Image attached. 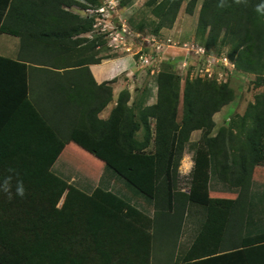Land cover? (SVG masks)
Here are the masks:
<instances>
[{
  "label": "trees",
  "instance_id": "trees-1",
  "mask_svg": "<svg viewBox=\"0 0 264 264\" xmlns=\"http://www.w3.org/2000/svg\"><path fill=\"white\" fill-rule=\"evenodd\" d=\"M132 1L124 0L122 4L126 6ZM183 1L146 2L159 18L157 30L174 24ZM197 2L188 1V13L193 14ZM220 2L203 0L199 31H208L210 44L219 40L229 44L230 57L238 69L263 75L264 12H257L256 8L264 0L239 3L223 0V7L218 6ZM101 6V0H6L0 10V32L20 37V56L26 62L17 64L23 68L24 98L28 94L30 63L45 66L52 72L64 69L72 104L77 96L80 99L81 113L75 134L105 158L106 169H113L130 187L147 195L171 228L176 224L181 227L194 205L206 210L203 225L184 257L187 264L216 259L222 251H251L264 246V189L255 188L253 181L254 167L264 154V92L245 113L251 127L247 142L240 144L233 143L232 134L227 137L226 128L212 135L216 125L213 116L234 99L233 90L226 83L201 78L188 80L184 89V115L178 121L180 76L167 71L158 74L156 102L144 105L139 117L134 104H130L129 89H123L109 118H100L99 113L113 99L112 84L118 80L114 77L98 84L90 69V64L101 62L97 53L105 43L98 33L88 36L95 31L97 22L96 15L90 11ZM36 114L46 126V121ZM142 128L144 137L140 138L138 132ZM197 129L202 135L199 140L191 141V134ZM68 141L0 140V169L29 174L21 177L23 181L52 183L57 177L51 168ZM187 145L194 150L188 191L178 185V167ZM213 172L237 196L211 195ZM66 186V182L60 181V188L55 190H26L23 199L41 201L37 206L7 207L12 203H5V207H0V264L66 263L68 255H63L61 241L57 237L54 242L47 239L46 222L50 217L56 221L72 218L80 208L73 203L75 194L85 200L95 198L94 194L71 186L63 207L57 208ZM98 192L109 196L112 206L121 205L126 212L118 216L128 222L146 216L139 207L112 191L99 189ZM0 198L8 199L4 193ZM94 213L89 220L100 225L104 218L117 215L116 211ZM150 240L153 241L152 235Z\"/></svg>",
  "mask_w": 264,
  "mask_h": 264
},
{
  "label": "crops",
  "instance_id": "crops-1",
  "mask_svg": "<svg viewBox=\"0 0 264 264\" xmlns=\"http://www.w3.org/2000/svg\"><path fill=\"white\" fill-rule=\"evenodd\" d=\"M5 2L6 0H0V10ZM20 46V37L0 32V140L69 141L51 168L57 177L52 180L54 182L45 184L36 180L23 181L21 177L29 174L7 169H0V181L11 175L14 178L11 182L13 193L17 180L23 182L25 190L32 192L36 188L58 189L60 181H64L67 186L58 200L57 208L63 207L71 186L83 193L95 195L94 199L85 200L80 194H75L73 203L80 208L72 218L56 221L50 217L46 222L47 239L54 242L57 237L61 241L63 255H68L64 264H187L188 260H184V257L203 225L206 210L194 205L181 227L176 224L171 228L168 221L159 216L160 210L157 211L147 195L130 187L116 176L118 174L115 171L106 170L103 156L95 153L98 161H93L96 163L82 159L85 166L73 168L67 151L73 140H82L75 134V125L81 113L78 105L80 99L77 96L75 104H72L64 69H54L56 72H52L45 69V66L34 63L27 67L28 94L25 99L21 82L23 68L17 64L26 62L20 56ZM90 69L98 84L112 79L105 72L99 74V66L95 64L90 65ZM123 83L113 84V99L99 113L100 118H109L120 92L125 88ZM33 109L46 121V126ZM187 160L191 171L194 161L191 158ZM99 189L112 191L125 198L139 207L146 216L142 215L132 223L119 217L126 210L121 205L112 206L111 198L98 192ZM54 193H51L53 197ZM1 195L3 192H0ZM5 203H12L7 207H32L41 201H29L13 195L11 200L0 198V207H5ZM101 205H104L103 209H99ZM97 211H116L117 215L111 219L104 218V223L100 225L99 222L89 220L93 218V212L96 215ZM149 235L153 236V241H149ZM222 252L224 253H220L216 259L205 260V263L202 259L201 262L191 264H264V246L251 251L231 249Z\"/></svg>",
  "mask_w": 264,
  "mask_h": 264
},
{
  "label": "rangeland",
  "instance_id": "rangeland-1",
  "mask_svg": "<svg viewBox=\"0 0 264 264\" xmlns=\"http://www.w3.org/2000/svg\"><path fill=\"white\" fill-rule=\"evenodd\" d=\"M123 1L101 0L102 6L90 11L96 15L97 22L95 31L88 36L98 33L105 41L97 53L101 58V62L95 64L99 66V74L105 72L112 78L117 77L115 83L118 84L124 81V89H129L130 104H134L138 117L144 105L157 100L158 74L167 71L179 75L181 89L178 121L184 115V89L188 80L201 78L219 84L226 83L235 97L214 114L216 125L212 135H217L220 129L226 128L227 137L233 135V143H246L251 122L245 120L244 116L250 104L255 103L258 95L264 92V74L238 69L230 57L229 44L221 40L216 44L208 42V31L200 32L198 27L203 0H198L193 14L186 10L189 0H184L174 24L161 30H157L159 18L152 7L146 4L148 0H133L126 6L122 4ZM223 56H228L231 62L223 63ZM201 135L200 129L194 130L190 140H199ZM138 136L144 137L143 128ZM193 152V148L187 145L178 167V185L186 191L190 185L187 158L193 159ZM67 153L73 168L84 167L82 159L93 163V159L98 161L94 148L82 140H73ZM214 161L213 158L215 168ZM116 176L127 182L120 174ZM253 181L255 188L264 189V154L254 167ZM229 188L228 183L220 180L213 172L211 195L237 196Z\"/></svg>",
  "mask_w": 264,
  "mask_h": 264
},
{
  "label": "clouds",
  "instance_id": "clouds-1",
  "mask_svg": "<svg viewBox=\"0 0 264 264\" xmlns=\"http://www.w3.org/2000/svg\"><path fill=\"white\" fill-rule=\"evenodd\" d=\"M240 0H237V3H239ZM219 7L224 6L223 0H221ZM257 12H264V4L258 5L256 8ZM11 171V170H10ZM12 179L13 177L11 175L6 176L0 181V192H3L7 195L8 199L11 200L13 198V192H12ZM25 187L22 181L17 180L15 184V195L23 198L25 196Z\"/></svg>",
  "mask_w": 264,
  "mask_h": 264
},
{
  "label": "built area",
  "instance_id": "built-area-1",
  "mask_svg": "<svg viewBox=\"0 0 264 264\" xmlns=\"http://www.w3.org/2000/svg\"><path fill=\"white\" fill-rule=\"evenodd\" d=\"M222 61L225 64H229L231 62L228 56H223Z\"/></svg>",
  "mask_w": 264,
  "mask_h": 264
}]
</instances>
